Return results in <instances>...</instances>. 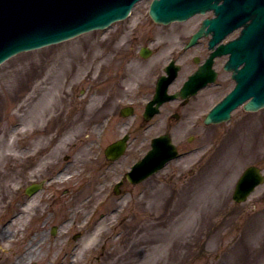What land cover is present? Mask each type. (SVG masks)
<instances>
[{
	"label": "rangeland",
	"instance_id": "374dc122",
	"mask_svg": "<svg viewBox=\"0 0 264 264\" xmlns=\"http://www.w3.org/2000/svg\"><path fill=\"white\" fill-rule=\"evenodd\" d=\"M150 2L141 0L110 28L21 52L0 65V264H264V184L246 203L231 199L247 165L264 167V108L240 107L230 121L216 125L206 126L200 118L195 137L191 122L183 120L172 136L193 152L149 178L143 195L120 201L88 200L87 179L118 178L116 171L125 169L131 156L104 174L82 166L87 146L51 142L49 130L67 118L63 110L80 108L86 117L110 97L97 85L103 75L112 83L117 106L131 101L136 108L133 116L112 118L105 140L128 130L124 122L137 126L168 59L185 51L182 37L169 34L193 29V20L211 15L160 25L165 36L148 42L155 29ZM144 44L156 49L149 58L139 54ZM123 56L126 62H112ZM183 62L178 84L193 70V52ZM216 100H198L196 118ZM165 115L163 110L149 123V140L167 130ZM70 128L72 142L85 124L75 121ZM66 153L72 158L68 164ZM49 175L45 189L32 197L23 192L27 182Z\"/></svg>",
	"mask_w": 264,
	"mask_h": 264
},
{
	"label": "water",
	"instance_id": "95a60500",
	"mask_svg": "<svg viewBox=\"0 0 264 264\" xmlns=\"http://www.w3.org/2000/svg\"><path fill=\"white\" fill-rule=\"evenodd\" d=\"M138 0H0V62L8 56L24 49L39 47L58 42L83 31L104 28L112 21L128 15ZM213 9L216 16L205 19L203 26L192 37L191 43L213 30L210 46L215 47L233 28L245 24L242 34L227 44L217 47L204 65L185 82L181 95L201 88L216 76L212 68L213 58L218 54L230 52L226 67L234 68L237 78L235 89L207 115L206 122L228 120L230 112L239 104L247 110H257L264 106V0H154L150 14L157 21L168 22L185 19L196 12ZM250 21V22H249ZM205 25H209L205 30ZM144 56L147 55L144 51ZM243 64L242 68L238 66ZM169 77H162L159 90L147 105L145 117L150 118L157 111L154 106L175 95H166ZM126 145V138L112 144V156L119 155ZM149 156L134 167L143 174L160 168L176 152L168 135L155 138ZM130 174H133L134 171ZM146 172V173H145ZM35 184L33 190L40 188ZM32 190V189H30Z\"/></svg>",
	"mask_w": 264,
	"mask_h": 264
},
{
	"label": "flooded vegetation",
	"instance_id": "af4514ba",
	"mask_svg": "<svg viewBox=\"0 0 264 264\" xmlns=\"http://www.w3.org/2000/svg\"><path fill=\"white\" fill-rule=\"evenodd\" d=\"M200 21L199 23L196 20H193V29L188 27L184 29L183 31L177 30L176 34L179 38L182 37V41L186 40L191 36V34L195 33L199 26L201 25ZM158 37V32L154 30L152 41H156ZM150 38H148V41H151ZM200 49V51H198ZM188 50L181 52L178 56V59H184L187 55ZM208 53L207 49V42L205 41H199L197 44L193 45V71L195 69V60L197 57L201 59V57H206ZM123 61V60H122ZM225 59L222 62V66L217 68L218 71V78L217 81L205 89H203V93H198L197 95L193 96L186 102L183 99H178L176 102L171 103L168 102L164 104L166 109V115H167V125L169 128H175L177 129L176 123L180 121H185L186 124L191 122V125H193V130L197 128V121L199 119L196 118V113L198 112V109L196 107V102L200 100L201 98H214V97H221L224 95L227 91H229L233 85H234V79L232 77V73L227 71L224 67ZM114 62H117L114 60ZM176 82L173 83V85ZM100 85L105 88V90H109V98L105 97L103 100V103H101L97 109L94 111V115L101 114L100 118L94 115H90L89 119H87L85 116H78V120L80 122H83L86 124V129L83 131L82 134L77 135L75 138H77L76 141L72 143L73 146H77L78 143L83 144L84 146L88 147V151L86 154L83 155L80 162L83 166L92 169V170H98L100 172H103L106 174V170H108L110 167H112L115 163H117L121 158H119L116 161H112L107 159L104 156V160L100 159V155L97 154V148H101V143H103V135L105 132H107V126H103L104 121L107 120V118L111 119L112 116L117 115L118 109H117V103L113 97H115V94L112 93V83L108 81V79L100 78ZM101 87V89H103ZM201 91V92H202ZM204 94V95H203ZM193 100V109H186L187 105H190ZM174 109V110H173ZM72 113H75L79 111L78 109H71ZM168 112H170L168 114ZM68 120H63L61 123L57 125V127L53 128L51 132L53 133V139L51 142H54L55 144H59L61 142L67 143L68 141V132H67V125L68 122L72 120V116L69 115ZM108 125V124H107ZM144 123H142V129H133L126 133L129 134V143L128 148L124 155L126 156H134L138 154H142L144 151V145L147 144V132H146V126L144 127ZM178 130V129H177ZM120 137V136H119ZM118 137V138H119ZM139 137H142L141 140H139ZM123 155V156H124ZM193 169V168H192ZM127 171V170H126ZM124 171V166L122 167L121 171H116V176L121 175L114 183L110 184V181L105 178L104 180L98 179L94 182V180L89 179L90 188L88 189L87 199H97L100 201H111V200H121L125 196H138L145 193V189L141 188L138 190H135V187L141 186L143 182L133 184L128 179H126ZM114 175V176H115ZM36 178V177H35ZM93 181V182H92ZM93 184V185H92ZM261 194H258L260 196ZM262 196H264V191L262 192Z\"/></svg>",
	"mask_w": 264,
	"mask_h": 264
},
{
	"label": "bare ground",
	"instance_id": "6f19581e",
	"mask_svg": "<svg viewBox=\"0 0 264 264\" xmlns=\"http://www.w3.org/2000/svg\"><path fill=\"white\" fill-rule=\"evenodd\" d=\"M91 238H93V237H91Z\"/></svg>",
	"mask_w": 264,
	"mask_h": 264
}]
</instances>
